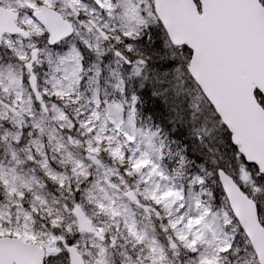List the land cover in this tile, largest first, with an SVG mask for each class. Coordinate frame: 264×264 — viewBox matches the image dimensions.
<instances>
[{
    "label": "snow or ice",
    "instance_id": "6c2138e0",
    "mask_svg": "<svg viewBox=\"0 0 264 264\" xmlns=\"http://www.w3.org/2000/svg\"><path fill=\"white\" fill-rule=\"evenodd\" d=\"M0 264H264V0H0Z\"/></svg>",
    "mask_w": 264,
    "mask_h": 264
}]
</instances>
